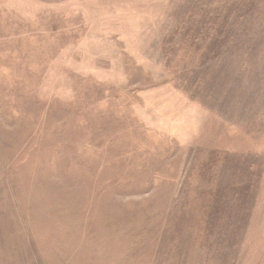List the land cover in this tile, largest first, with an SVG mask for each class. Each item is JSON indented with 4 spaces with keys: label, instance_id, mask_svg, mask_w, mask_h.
Masks as SVG:
<instances>
[{
    "label": "rangeland",
    "instance_id": "rangeland-1",
    "mask_svg": "<svg viewBox=\"0 0 264 264\" xmlns=\"http://www.w3.org/2000/svg\"><path fill=\"white\" fill-rule=\"evenodd\" d=\"M0 264H264V0H0Z\"/></svg>",
    "mask_w": 264,
    "mask_h": 264
}]
</instances>
